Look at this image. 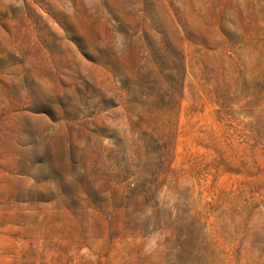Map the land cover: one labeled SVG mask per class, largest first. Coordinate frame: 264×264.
Masks as SVG:
<instances>
[{
	"label": "rangeland",
	"instance_id": "obj_1",
	"mask_svg": "<svg viewBox=\"0 0 264 264\" xmlns=\"http://www.w3.org/2000/svg\"><path fill=\"white\" fill-rule=\"evenodd\" d=\"M0 264H264V0H0Z\"/></svg>",
	"mask_w": 264,
	"mask_h": 264
}]
</instances>
